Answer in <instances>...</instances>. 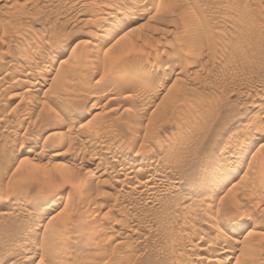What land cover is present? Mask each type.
I'll use <instances>...</instances> for the list:
<instances>
[{"label": "rangeland", "instance_id": "obj_1", "mask_svg": "<svg viewBox=\"0 0 264 264\" xmlns=\"http://www.w3.org/2000/svg\"><path fill=\"white\" fill-rule=\"evenodd\" d=\"M124 2L126 0H0V90L4 91H0V198L5 199L8 194L11 201H8L10 213H0V264H52L45 248V229L67 220L77 210L86 211L80 222L86 226L88 234L93 221L105 225L99 237L104 247L91 251L76 247V256L66 258L67 264H93L88 255L98 252L96 264H180L172 255L180 254L182 248L186 252L184 250L185 254L178 257L181 264H204L194 260L198 250H187L185 240L191 236L195 244L207 231L209 239L214 238L215 230L202 221L200 211L202 215L207 204L216 205L219 196L230 188L240 194L241 211L248 216L244 219V230L234 237L239 243L254 239L250 243L253 248L250 255L256 261L254 264L264 263V189L259 200L254 198L257 203L244 195L247 178L253 175L264 178V147L258 149L264 142V0H151L146 7L149 9L138 22L132 21L135 14L125 10L127 2ZM104 31L109 36L105 42H100V34ZM130 38L138 44L115 53L116 45ZM141 38L147 41L142 42ZM181 47L185 50L180 58L174 56L171 61L166 58L173 52L176 55ZM36 51L45 53V58L41 60ZM82 52L88 61L87 58L82 61L84 54L79 59ZM87 53L95 62L94 66ZM48 55L53 57L52 63L45 61ZM121 55L137 63L136 75L144 71L140 74L142 77L134 75L131 78L145 83L138 85L134 80L130 86L136 84L134 88H141L131 92L121 90L124 94L119 92L116 74L109 77L117 70L115 63L119 69L124 61L127 62L120 58ZM136 55L142 59L148 55L146 60L151 58L150 63L144 66L145 60L137 59ZM196 55L198 58L193 62L191 59ZM25 57L29 62H25L28 60ZM90 63L93 70L88 67ZM43 64L44 82L35 87L36 80L31 76L35 72L38 74ZM156 66L158 68L152 71ZM21 70L31 75L23 78L21 86L11 87ZM86 72H90L88 76ZM86 77L97 85L91 84ZM79 79L85 82L86 88ZM101 80L106 86L98 82ZM75 82L81 84L75 86ZM70 83L72 85L67 86ZM112 83L118 86L113 87L114 90ZM146 84L154 88L155 94L142 102L140 98L144 97ZM100 85L105 88L98 89ZM93 90L97 98L91 93ZM62 91L65 94L60 93ZM134 91L136 93L132 94ZM63 94L65 101L60 100ZM109 97L116 100L110 102ZM96 99L100 104L94 101ZM55 113L59 114L58 118ZM60 119L64 121L61 123ZM86 122L94 126L90 133L82 129L81 125ZM252 130L260 133V139L250 145L248 138L255 134L245 135ZM229 135L234 138L227 141ZM241 140H245L244 148L238 144ZM172 143L175 145L170 149ZM227 143L230 148L223 160L226 175L221 174L226 180L218 179L220 182L216 184L221 185L210 201L207 193L196 192L210 177L200 179L198 174L201 165L209 160L207 153L217 156ZM150 147H160L155 156L149 155L150 165L137 164L141 151ZM176 149L183 153L171 156ZM181 156L185 159L182 164L179 162ZM126 162L130 163L128 168ZM137 169L141 177L153 169L158 188L146 193L143 190L141 195L137 191L142 188L134 189L136 192L129 190L127 185L132 180L129 171ZM112 179L121 180L117 183ZM14 192L22 193L19 198L22 202L12 197ZM102 192H110L112 197L104 198ZM128 203L132 205L133 214L130 206L128 215L122 208ZM253 217L256 226H253ZM121 220L126 224L122 225ZM188 220L198 226L197 235L193 234L195 238L186 228ZM178 228L183 233L178 234ZM171 229L173 234H178L173 235L174 239ZM244 232L247 236L243 238ZM227 236L234 238L231 234ZM228 237L226 239L231 241ZM173 241L176 247L171 246H174ZM63 255L59 252L54 259L58 261Z\"/></svg>", "mask_w": 264, "mask_h": 264}, {"label": "bare ground", "instance_id": "obj_2", "mask_svg": "<svg viewBox=\"0 0 264 264\" xmlns=\"http://www.w3.org/2000/svg\"><path fill=\"white\" fill-rule=\"evenodd\" d=\"M117 1H119V0H116V2ZM149 1H151V0H126V2H127V4H126V6L124 7V8H126L125 10H127L129 13H132V12H134V14L135 15H133V22H138L139 20H141V19H143L142 17H143V15L146 13V11H147V9H149V8H146L147 7V5L149 4ZM164 0H162V2H163ZM122 2V1H121ZM126 2H124V3H126ZM178 2V1H177ZM99 4H100V2H98ZM97 3V4H98ZM105 3H107V2H105ZM104 3V4H105ZM148 3V4H147ZM172 3H173V1H172ZM206 3V2H205ZM102 4V3H101ZM119 4V3H118ZM111 5V4H110ZM122 5V4H121ZM104 6V5H103ZM150 6V5H149ZM108 7V6H107ZM111 8V7H110ZM100 9H102V8H98V10H100ZM114 9V8H113ZM103 10V9H102ZM121 10V9H120ZM101 11V10H100ZM110 11H111V9H110ZM109 11V12H110ZM119 11V10H118ZM104 12V11H103ZM113 12V11H112ZM115 12H116V10H115ZM171 14V13H170ZM111 17H112V15H111ZM223 19H225V18H223ZM225 21V20H224ZM223 21V22H224ZM155 28V27H154ZM105 29V28H104ZM156 29V28H155ZM155 29H151V30H153V31H155ZM103 30V29H102ZM108 30V29H107ZM111 31V30H110ZM153 31H151V32H153ZM157 31V30H156ZM102 33V32H101ZM210 33V32H209ZM226 33V32H225ZM229 33V32H228ZM228 33H226V34H228ZM94 34V33H93ZM92 34V35H93ZM145 35V34H144ZM144 35H143V37H144ZM147 35V34H146ZM145 35V36H146ZM196 35V34H195ZM107 36H109L108 34H107V31H104L102 34H100V42H105L104 41V39L107 37ZM134 36V35H133ZM133 36H130V37H133ZM226 36V35H225ZM99 37V36H98ZM128 37V36H127ZM138 37V36H137ZM137 37H134V40H135V38H137ZM139 37H141V36H139ZM138 37V38H139ZM227 37V36H226ZM225 37V38H226ZM109 38V37H108ZM137 38V40H139ZM146 39H148L149 37L147 36V37H145ZM144 38V39H145ZM143 38H141V41L143 42V40H144ZM145 39V41H147ZM151 39H152V35H151ZM177 39V38H176ZM133 40V38H130V39H128L127 41H125V43H123V44H119L118 46L116 45V48H115V53H121L122 51H124V50H129V49H132L133 47H134V44H135V46H136V43L138 44V42H135ZM108 41V40H107ZM116 41V40H115ZM90 42V41H89ZM5 43H8V42H5ZM100 44V43H99ZM107 44V43H106ZM112 44V43H111ZM111 44H110V46H111ZM109 46V47H110ZM112 46H114V45H112ZM108 47V48H109ZM42 48H44V47H42ZM180 48V47H179ZM183 48H185V47H181V49H179L178 51H177V54L175 55V53L176 52H173V53H171V54H169V55H167V57L166 58H168L170 61H171V58L172 57H174V56H179V58L182 56V55H184V50L185 49H183ZM48 49V48H47ZM38 50V49H37ZM46 50V49H45ZM49 50V49H48ZM109 50V49H108ZM140 50V49H139ZM85 51H88V50H85ZM89 51H91L90 49H89ZM88 51V52H89ZM196 51V50H195ZM37 52V51H36ZM39 52V51H38ZM38 52H37V54H38ZM135 52V51H134ZM47 53L48 52H46V55H47ZM130 53V52H129ZM132 53V52H131ZM45 54V53H44ZM44 54L42 53V52H40L38 55H39V58L41 59H43V57H44ZM81 54V55H80ZM79 54V59H80V56H82L83 54V56H84V58H83V56H82V61L83 62H85V60H83V59H85V58H87V57H85V53L84 52H82V53H80ZM89 54H91V53H89ZM127 54V53H126ZM86 55H88V53L86 54ZM129 55V54H128ZM131 55V54H130ZM199 55V54H198ZM198 55H196L197 57H193V59H191L192 61L193 60H197V58H198ZM28 56V55H27ZM88 56H90L89 58L91 59H89V61H92V58H91V55H88ZM140 56V55H139ZM154 56V57H153ZM152 57L153 58H156V55H153ZM29 57V56H28ZM111 57V56H110ZM141 57V56H140ZM140 57H138V55H136V58L138 59H142V58H140ZM145 57V56H144ZM146 57L148 58V55H146ZM25 58H27V57H25ZM36 58H37V56H36ZM45 58V57H44ZM112 58V57H111ZM120 58H124V57H122V55H121V57ZM120 58H118V59H120ZM133 58V57H132ZM135 58V59H136ZM146 58V59H147ZM152 58V59H153ZM28 60L27 61H25V62H29V58H27ZM32 59V58H31ZM34 59V58H33ZM41 59V60H42ZM125 60L127 59V58H124ZM129 59V60H128ZM128 59H127V62H125L124 61V63L123 64H121V66L119 67V69H118V66L116 65L117 63H115V60H114V63H115V65L114 66H116L117 67V70H116V72H115V70H113L112 72H111V75L109 76V77H111V76H114L115 74H116V76H114V77H116V78H118V79H115V80H118V86L120 87V90L119 89H117V90H119V92H123V91H121V90H124V91H126L125 89H128L130 92L132 91V90H134L135 88H137V87H135L134 88V86H136V84H134V86L132 85V86H130L133 82H134V80H136L135 79V77H134V79H132L133 78V76L134 75H136L135 74V72H136V70H137V68H138V65H137V63L135 62V63H133L134 61L131 59L130 60V57H128ZM134 59V58H133ZM145 58L144 59H142V60H145L144 61V66H146L148 63H150V62H148L151 58H149V60L147 61ZM37 60V59H36ZM36 60H34V62L36 61ZM94 61H95V59H93ZM141 60V61H142ZM195 60V61H196ZM38 61V60H37ZM45 61H50V63H52L54 60H53V57H51V55L49 56H47V58H46V60ZM44 61V62H45ZM86 61H88V58L86 59ZM111 61V60H110ZM113 61V60H112ZM123 60H121V62H122ZM130 61V62H129ZM132 61V62H131ZM137 62H138V60H136ZM195 61H193V62H195ZM33 62V61H32ZM62 62V61H61ZM146 62V63H145ZM42 63V62H41ZM95 63V62H94ZM93 63V61H92V65L94 64ZM139 63H141L142 65H143V63L142 62H139ZM138 63V64H139ZM192 63V62H191ZM31 64V63H30ZM88 64V63H87ZM118 64H119V60H118ZM140 64V65H141ZM32 65V64H31ZM36 65V64H35ZM139 65V66H140ZM9 66V65H8ZM42 66V65H41ZM94 66V65H93ZM144 66H143V68H144ZM88 67L90 68L91 67V63H90V66L88 65ZM103 67V66H102ZM142 67V66H141ZM111 68V67H110ZM158 68V66H156V67H154L153 69H152V71H155L156 69ZM1 69V68H0ZM90 69H92V67L90 68ZM111 69H113V67L111 68ZM141 69V68H140ZM26 70V69H25ZM30 69H28V71H29ZM32 70V69H31ZM87 70V69H86ZM93 70V69H92ZM92 70H91V74H92ZM142 70H144V69H142ZM25 72V71H23V70H21V71H19L18 72V74H17V77H15L14 78V83H12L13 85H11V87H15V86H21L22 85V83L25 81L23 78L25 77V76H29V75H31L29 72ZM33 71V70H32ZM31 71V72H32ZM40 71V70H39ZM34 72V71H33ZM44 72H45V70H44V64H43V68H42V70L40 71V72H38V74H37V72H35L36 74H34L33 76H31V77H33L32 78V80H34V78H35V80H36V82H35V87H37L38 85H40L41 84V82L44 80V78H43V75H44ZM83 72V71H82ZM115 72V73H114ZM1 73V72H0ZM90 73V72H89ZM88 72H86V74H87V76H88V74H89ZM110 73V72H109ZM114 73V74H113ZM139 72H137V74H138ZM141 73H144V71L143 72H141ZM141 73H139V75H136V77L137 76H141L140 74ZM8 74V73H7ZM57 74V73H56ZM55 74V75H56ZM72 74V73H71ZM77 73H75V75H76ZM83 74V73H82ZM94 74V73H93ZM81 75V74H80ZM109 75V74H108ZM107 74H106V76H108ZM143 75V74H142ZM4 76V75H3ZM72 76H74V75H72ZM78 76V75H77ZM83 76H85V75H83ZM92 76V75H91ZM108 77V79H109V83L111 84V78H109ZM114 77H113V79H114ZM132 77V78H131ZM142 77V76H141ZM140 77V78H141ZM148 77V76H147ZM30 78V77H29ZM79 78H82V76H79ZM106 77H104L103 79L104 80H106V81H108L107 79H105ZM2 79V78H1ZM0 79V80H1ZM3 79H5V76H4V78ZM72 79V78H71ZM83 79V78H82ZM86 79H88V77H86ZM137 79H139V78H137ZM80 80V79H79ZM89 80V79H88ZM91 80V79H90ZM89 80V81H90ZM114 80V81H115ZM140 80V79H139ZM4 81V80H3ZM84 81V80H83ZM113 81V80H112ZM137 81L138 80H136V83H137ZM157 81V80H156ZM2 82V81H1ZM29 82H31V81H29ZM33 82V81H32ZM44 82V81H43ZM42 82V83H43ZM80 82H81V80H80ZM88 82V81H87ZM91 82V84H93L94 82H92V81H90ZM99 83L100 82H102V80L101 81H98ZM143 82V81H142ZM7 83V82H6ZM10 83V82H9ZM76 83V82H75ZM78 83V82H77ZM77 83H76V85L75 86H77ZM82 83V82H81ZM81 83H78V84H81ZM97 82H95L94 83V85L96 84ZM99 83H98V85H99ZM103 83V82H102ZM108 83V82H107ZM114 83V82H113ZM112 83V84H113ZM135 83V82H134ZM140 83H141V81H140ZM140 83H139V81H138V85H140ZM152 83V82H151ZM151 83H149V84H151ZM1 84V83H0ZM24 84H26V83H24ZM34 84V83H33ZM33 84H29L30 86H34ZM84 84H85V82H84ZM83 83H82V85H84ZM104 84V83H103ZM102 84V85H103ZM142 84V83H141ZM143 84H145L144 82H143ZM142 84V85H143ZM148 84V83H147ZM146 84V85H147ZM157 84V83H156ZM2 85V84H1ZM28 85V84H27ZM28 85V86H29ZM42 85V84H41ZM65 85V84H64ZM71 86L72 84L70 83V84H68L67 86ZM90 85V84H89ZM97 85V84H96ZM102 85H100L99 86V88L98 87H95V88H98V89H101V87H103V88H105L104 86H102ZM105 85V84H104ZM146 85H144L145 87H146ZM152 85H153V83H152ZM160 85V84H159ZM158 85V86H159ZM163 85V84H162ZM7 86V85H6ZM66 86V85H65ZM67 86H66V88H67ZM86 85H84L83 86V88H86L85 87ZM106 86V85H105ZM110 86V85H109ZM112 86V85H111ZM116 85H114L113 84V86H112V90H114L113 89V87H115ZM118 86H116V87H118ZM144 86H142V87H144ZM149 86V87H148ZM154 86H156L155 84H154ZM4 87V86H3ZM10 87V86H9ZM8 87V88H9ZM22 87H25V86H22ZM130 87H133L132 89L130 88ZM7 88V87H6ZM32 88V87H31ZM63 88H65L64 86H63ZM62 88V89H63ZM78 88H81L79 85H78ZM138 88H141V87H139L138 86ZM137 88V89H138ZM2 89V88H1ZM10 89V88H9ZM29 90H31L30 88H28ZM61 89V90H62ZM111 89V88H110ZM143 89V88H142ZM141 89V90H142ZM145 89V88H144ZM143 89V90H144ZM153 89L154 88H152L150 85H147V87H146V90L144 91V97L143 96H141V97H143L142 99L140 98V100H143L142 102H145V101H148L149 99H151V97L153 96L152 94H155V93H153ZM3 90V89H2ZM2 90H0V91H2ZM32 90H34V88H32ZM66 91H67V89H65ZM72 90V89H71ZM71 90H70V88H69V91L71 92ZM94 90H97V89H94ZM91 91V93H95V91ZM101 90H103V89H101ZM101 90H99V91H101ZM98 91V93H100ZM110 91V90H109ZM109 91H107V92H109ZM2 92H4V91H2ZM9 92V91H8ZM70 92H66V94H70ZM114 92H116V91H114ZM118 92V91H117ZM127 92V91H126ZM139 92H140V89H139ZM60 93H64L63 91L62 92H60ZM59 92H57L56 94H58V95H61ZM136 92L134 91V93H132V94H135ZM138 93V92H137ZM65 94V93H64ZM64 94H63V96L61 97L62 99H60V100H64L65 101V99H63V97H64ZM115 94V93H114ZM123 94H124V92H123ZM131 94V95H132ZM143 94V93H142ZM142 94H140V95H142ZM53 95H55V94H53ZM95 96H96V98H97V95H96V93L94 94ZM98 95H100V94H98ZM111 94H110V92H109V96H110ZM128 95V94H127ZM127 95H125V96H127ZM1 96H2V94H1ZM56 96V95H55ZM54 96V97H55ZM100 96H102V95H100ZM116 96V95H115ZM115 96H113V98L115 97ZM130 96V95H129ZM128 96V97H129ZM134 97L136 96V95H133ZM103 97V96H102ZM101 97V98H102ZM117 97V96H116ZM130 97H132V96H130ZM94 98V97H93ZM100 98V97H99ZM113 98H111V97H109V98H107V99H109V100H111L110 102H112V100H116V98L115 99H113ZM95 99V98H94ZM104 99V98H103ZM102 100V99H101ZM64 101H61L62 102V104H64L65 102ZM94 101H96V102H99L98 101V99H96V100H94ZM93 101V104H95V102ZM107 101V100H106ZM99 104H100V102H99ZM55 114H57V113H55ZM59 114H57V115H55V117L56 118H58L59 116H58ZM26 116H28V115H25V117ZM58 116V117H57ZM29 117V116H28ZM61 117V116H60ZM64 117V116H63ZM71 118V117H70ZM74 118V117H73ZM27 119V118H26ZM63 119V118H62ZM64 120H62V122H63ZM72 121V120H71ZM60 122H61V119H60ZM61 122V123H62ZM88 122H86V123H83V125H81L82 127V129H84V130H86L88 133H90L91 131L90 130H92V128H94V126L92 125V124H90L89 125V123L87 124ZM65 124V123H64ZM85 124V125H84ZM61 126H62V124H61ZM93 126V127H92ZM106 127V126H105ZM96 128V127H95ZM109 130V129H108ZM259 130V129H258ZM83 131V130H82ZM98 131V130H97ZM86 132V133H87ZM93 132V131H92ZM105 132V131H104ZM236 132H239L240 133V131H236ZM251 132H253V130L252 131H250V132H247V134L245 135L246 137H247V135L250 137V133ZM82 133V132H81ZM96 133V132H95ZM255 135H251V137L250 138H248L249 140V142H250V145L252 144H254V142H256V140H259L260 139V133H258V131L257 130H254V132H253ZM233 135H234V133H232ZM237 135H238V133H236ZM262 134V133H261ZM233 135H229L227 138H226V140L228 141L229 139H231V137H233ZM36 136V135H35ZM82 136V135H81ZM73 137V136H72ZM89 137V136H88ZM87 138V137H86ZM178 138V137H177ZM180 139L182 138V137H179ZM234 138V137H233ZM232 138V139H233ZM243 139V138H242ZM101 140V139H100ZM103 140H106V139H103ZM182 140V139H181ZM245 140H241V141H239V146H243V148H244V144H245V142H244ZM87 142H88V140H87ZM102 142V141H101ZM247 142V141H246ZM99 143V142H98ZM89 144V143H88ZM92 144V143H91ZM247 144V143H246ZM101 145V143L99 144V146ZM102 145H103V142H102ZM174 143H172V145H169V147H170V149L172 148V147H174ZM227 146H222V148L220 149V151H219V153H218V155L217 156H214V155H212V154H210V153H207V157H209V160L207 161V160H205L206 162H204L202 165H201V167L202 168H200V172H199V174H198V177H200V179L202 178V179H204L205 177H210V178H208L207 180L208 181H206L205 183H202L201 185H200V188H198V190L196 191V192H199L200 193V191H203V192H205V193H207V195H208V199L211 201V199H213V197L214 196H216L217 195V189L220 187V183H218V184H216V182L218 181V182H220L219 180H221V181H225L226 180V176H224V175H226L225 174V166H224V161L223 160H225V156L227 155V153H228V149L230 148V146H228V143L226 144ZM249 145V146H250ZM106 146V145H105ZM152 146V145H151ZM264 147V142H262L261 143V145L259 146V148L258 149H262ZM160 147H158V149H159ZM241 148V147H240ZM158 149H156V148H152V147H150V149L148 150H144V151H141V155H140V157L137 159V164H139V165H150L149 163L150 162H148L149 160H148V158H149V155H154V154H156V152H158ZM169 149V148H168ZM105 150V149H104ZM108 150V149H107ZM117 150V149H116ZM110 152V151H109ZM113 152H114V150H113ZM181 153H183V151H180L179 149H176L175 151H174V153L173 154H171V156H173V155H177V156H179ZM113 154H116V152H114ZM112 154V155H113ZM260 154V153H259ZM111 155V154H110ZM111 155V156H112ZM152 155V156H153ZM116 156H118V155H116ZM155 156V155H154ZM113 158V157H112ZM131 159V158H130ZM156 159V158H155ZM206 159V158H205ZM125 160V159H124ZM133 160V159H132ZM131 160V161H132ZM183 160H185L182 156L179 158V162L182 164V161ZM227 160V159H226ZM134 161V160H133ZM152 161H154V160H152ZM155 162V161H154ZM156 162H158V161H156ZM126 168H128V166H129V162L127 163L126 162ZM132 164H135V163H132ZM151 164H152V162H151ZM156 164V163H155ZM215 164V165H214ZM152 165H154V164H152ZM118 166V165H117ZM133 166V165H132ZM157 166V165H156ZM260 166V165H259ZM112 167V166H111ZM125 167V166H124ZM123 168V167H122ZM113 169V168H112ZM119 169V168H118ZM150 169H151V167H150ZM155 169V168H154ZM117 170V169H116ZM122 170V169H121ZM153 170V169H152ZM151 170V171H152ZM226 170H228V169H226ZM114 171V170H113ZM139 171H140V169H137V170H135V171H132V170H130L129 172H131L132 173V175H131V182H130V185H127L128 187H129V190H134V189H137V188H142L140 191H137V192H140V194H138V195H141V192L143 191V190H145V193H146V191H151V190H154V189H156V187H157V185H156V182H155V178H153V174H152V172L150 171L149 172V174H147V175H144L145 177H141L139 174ZM149 171V170H148ZM118 172V171H117ZM129 172H127V173H129ZM154 172V171H153ZM158 172V171H157ZM157 172H155V173H157ZM224 172V175L222 176L221 174ZM70 173V172H69ZM109 173H111V171L109 172ZM116 173V172H115ZM121 173V172H120ZM117 174V173H116ZM126 174V173H125ZM158 174V173H157ZM221 175V176H220ZM117 176V175H116ZM166 176H168V174L166 175ZM252 176V175H251ZM250 176V177H251ZM118 177V176H117ZM130 178V177H129ZM168 177H166V179H167ZM109 180H110V178H108ZM164 179V178H163ZM172 179V178H171ZM219 179V180H218ZM247 179H249V181L246 183V186H245V196L247 195L248 196V198L249 199H252L253 201H256L254 198H257L258 197V200H259V195L261 194V192H262V190L264 189V178H259V176H257V175H253L251 178H247ZM113 180V179H112ZM120 180L121 179H119V181H117L116 179L115 180H113L114 182H116L117 181V183L118 182H120ZM160 180V179H159ZM162 180V179H161ZM157 181V180H156ZM164 181V180H163ZM162 181V182H163ZM168 181V180H167ZM177 181V180H176ZM107 182V181H106ZM112 182V181H111ZM159 182V181H158ZM162 182H160V183H162ZM166 182V181H165ZM172 182V181H171ZM159 183V184H160ZM168 183V182H167ZM167 183H165L166 185H167ZM170 183V182H169ZM174 183H176V182H174ZM174 183H172V184H174ZM113 184V183H112ZM158 184V183H157ZM164 184V183H163ZM162 184V186H164ZM197 184H199V183H197ZM175 185V184H174ZM159 186V185H158ZM168 186V185H167ZM178 185H175V187H177ZM161 187V186H160ZM171 187V186H170ZM174 187V188H175ZM158 188V187H157ZM162 188V187H161ZM160 188V189H161ZM168 188V187H167ZM237 189H238V187H237ZM103 189H101V191H102ZM128 190V191H129ZM243 190V189H242ZM106 191V190H105ZM135 191V190H134ZM241 191V190H240ZM87 192V191H86ZM85 192V193H86ZM136 192V191H135ZM149 192H147V193H149ZM153 192H155V191H153ZM152 192V193H153ZM195 192V193H196ZM229 192V193H228ZM244 192V191H243ZM108 193V194H107ZM102 192V197H106V198H111L112 196L110 195V192ZM130 193V192H129ZM202 193V192H201ZM231 193V194H230ZM238 193V192H237ZM237 193H236V189L235 190H233V188L231 189H227L226 190V193H224V194H222L221 196H219V198H218V201H217V203H216V205L214 204V203H209V204H207L206 205V203H205V208H203V216L201 215V211H200V215H199V217L201 216L202 217V221H204V222H206V223H208L210 226H212V229L213 230H215V234L214 235H212V236H214V238L212 239V240H210L209 239V236H210V234H209V232L207 231L206 233L205 232H203L204 233V235H200V237H198L199 239H198V241L194 244V242L193 241H191V239H190V237L191 236H189L188 238L189 239H187L188 240V242H187V240H185L186 241V243L188 244L186 247H187V250H198V253H195L196 255L194 256V260L195 261H197V262H199V261H201V262H204V264H214V262H215V264H239L240 262L241 263H250V264H254V263H256V261L251 257V253L253 254V252H252V249H251V246H250V243L254 240V239H248V240H244V241H240V242H242V243H239L238 242V240L235 238V237H238L239 236V233H240V231L241 230H244L243 228H244V226H245V224H244V219H246L245 217L247 216L243 211H241V204L239 203L240 201L238 200L239 198H238V196L240 195H237ZM20 194H22V193H12V197H15V198H20L21 196H20ZM142 194H144V192H142ZM242 194V193H241ZM81 195V194H80ZM83 195V194H82ZM81 195V196H82ZM243 195V194H242ZM41 196V195H40ZM111 196V197H110ZM116 196H118V195H115L114 196V198L116 197ZM160 196V195H159ZM198 196V195H197ZM196 196V198H198ZM261 196V195H260ZM83 197V196H82ZM89 197H90V195H89ZM157 197V196H156ZM193 197V196H192ZM241 197H243V196H241ZM41 198V197H40ZM43 198H45V197H43ZM162 198V197H161ZM244 198V197H243ZM42 199V198H41ZM115 199H118L117 197L115 198ZM114 199V200H115ZM155 199V198H154ZM160 199V198H159ZM199 199V198H198ZM197 199V200H198ZM241 199V198H240ZM249 199H247L246 201H248ZM261 199V198H260ZM25 200V199H24ZM86 200H88V199H86ZM121 200V199H120ZM192 200H196V199H192ZM201 200V199H200ZM200 200H198V201H200ZM8 201H10V199H9V196H8V194H7V197L5 198V199H3V198H0V213L1 214H9L10 212H9V202ZM16 201V200H15ZM19 201H21V199H19ZM18 201V202H19ZM82 201H85V199L83 198L82 199ZM119 201V200H118ZM147 201V200H146ZM151 201V200H150ZM158 201H161V200H158ZM202 201V200H201ZM207 201V200H206ZM242 201V200H241ZM249 201H251V200H249ZM11 202V201H10ZM22 202V201H21ZM113 202V201H112ZM120 202V201H119ZM118 202V203H119ZM152 202V201H151ZM205 202V201H204ZM216 202V201H215ZM154 203V202H153ZM168 203V202H167ZM198 203H200V202H198ZM249 203H252V202H249ZM255 203H257V201L255 202ZM129 204V203H128ZM130 204H132L131 202H130ZM125 205L124 204V206H122V208L124 209V210H126L127 212H126V214L128 215V211H129V206H130V209L132 208V205ZM160 204V203H159ZM169 204H171L170 202H169ZM173 204V203H172ZM171 204V205H172ZM202 204H204V203H202ZM201 204V205H202ZM243 204V203H242ZM253 204V203H252ZM24 205V204H23ZM46 205V204H45ZM44 205V206H45ZM116 205H118V204H115V206ZM121 205V204H120ZM157 205V204H156ZM166 205V204H165ZM177 205V204H176ZM175 205V206H176ZM190 205V204H189ZM193 206H194V204H192ZM196 205V204H195ZM199 205V204H198ZM197 205V206H198ZM158 206V205H157ZM191 206V205H190ZM256 206H257V204H256ZM166 207H168V205H166ZM196 207V206H195ZM204 207V206H203ZM116 208V207H115ZM122 208L120 209L121 211H124V210H122ZM171 208V207H170ZM173 208H174V206H173ZM177 209L176 210H178V207H176ZM187 208H189V207H186V209ZM190 208H192V206L190 207ZM189 208V209H190ZM194 208V207H193ZM197 208V207H196ZM79 209V208H78ZM175 209V208H174ZM184 209V208H183ZM198 209H199V206H198ZM164 210V209H163ZM165 210H167V209H165ZM169 210V209H168ZM167 210V211H168ZM179 210H181V208H179ZM178 210V211H179ZM195 210V209H194ZM193 210V212H195ZM175 210H173V212H174ZM177 211V212H178ZM192 211V210H191ZM120 212V211H119ZM131 212H132V209H131ZM130 212V213H131ZM166 211H163V213H165ZM169 212V211H168ZM168 212H167V214H168ZM173 212H171V213H173ZM182 212V211H181ZM184 212V211H183ZM183 212H182V215H183ZM189 212V211H188ZM199 212V211H198ZM84 213H86V211L85 210H77L76 212H75V214L74 215H71L67 220H62V221H60V222H55V223H53V225H51L49 228H46L45 229V238H44V241L46 242V245H45V248H46V251H47V253H48V256L50 257V259L52 260V264H67V262H65V260H66V258H69L70 259V256H72V257H75L76 256V253H77V251L79 250V249H83V248H87V249H89V251H91V250H93L94 248H96V249H101V248H103L104 247V244H103V242H102V238H99L101 235H102V233L104 232V230H105V225L102 223V222H100V221H98V220H95V221H93L92 222V224L89 226V228H90V234H88V232H86V230L84 229V228H86V226H83V223H81L80 222V219L83 217V215H84ZM134 212H132V214H133ZM175 213V212H174ZM195 213H197V212H195ZM195 213H193V214H195ZM178 214V217H179V213H177ZM177 214H175V215H177ZM186 214H190L191 215V213H187L186 212ZM199 214V213H198ZM165 215V214H164ZM174 215V216H175ZM254 215V214H253ZM135 216V215H134ZM166 216V215H165ZM173 215L171 214V217H172ZM186 216H188V215H186ZM186 216L184 217V218H186ZM195 216V215H194ZM252 216V215H251ZM170 217V215L168 216V217H166V218H169ZM177 216L175 217V218H178ZM248 217V216H247ZM130 218H131V216H130ZM190 218H191V216H190ZM125 219H127V218H125ZM182 219V218H181ZM187 219V218H186ZM185 219V220H186ZM123 220V219H122ZM121 220V224H122V222H123V224L122 225H124V223L126 224V222H124V221H122ZM128 220V219H127ZM183 220V219H182ZM184 220V221H185ZM192 220V219H191ZM194 220V219H193ZM177 221V220H176ZM175 221V222H176ZM252 221H253V226H256V224H257V222L255 221V217H253V219H252ZM186 223L188 224H190V227H189V224H188V226L186 227L187 229H189V230H191V235L194 237V235L193 234H195V235H197V231H196V228L198 229V226H194V224H191V222L188 220V221H186ZM185 223V224H186ZM176 224V223H175ZM186 224V225H187ZM178 225H180L179 224V222H178ZM183 225H184V223H183ZM182 225V226H183ZM185 226V225H184ZM184 226H183V228H184ZM176 227V226H175ZM246 227H247V225H246ZM182 228V227H181ZM178 232H180V229L178 228ZM203 230H204V228H203ZM203 230H201V231H203ZM207 230H209V229H207ZM176 231V230H175ZM200 231V232H201ZM205 231V230H204ZM210 231H211V229H210ZM249 231H251V230H249ZM173 229H171V236H172V238L173 237H176V236H173L174 234H173ZM213 232V231H212ZM211 232V233H212ZM247 232V231H246ZM246 232H244L243 234H242V236H243V238L244 237H246L247 236V234H245ZM253 232V230L251 231V233ZM181 233H183V230H182V232H180V233H178V234H181ZM187 233H189L188 231L187 232H185L184 234H185V236H186V238H187ZM227 233V234H226ZM250 233V234H251ZM178 234L176 233L175 235H177L178 236ZM202 234V233H201ZM228 234H231V235H233V239H231V238H229L227 235ZM245 234V235H244ZM183 235V234H182ZM189 235V234H188ZM171 236H169V237H171ZM184 236V235H183ZM183 236H181V237H183ZM226 237H228L229 238V240H231V241H228V239H226ZM164 238H166V237H164ZM195 238V237H194ZM197 238V237H196ZM111 239V237L109 238V240ZM174 239V238H173ZM176 239V238H175ZM178 239H180V238H178ZM177 239V241L179 242V240ZM69 240H71V243L73 242L74 244L72 245L70 242H69ZM167 240V239H166ZM168 240H170V239H168ZM181 241L182 240H184V238L183 239H180ZM194 240V239H193ZM176 241V242H177ZM180 241V242H181ZM165 242V241H164ZM170 242V241H169ZM169 242H168V244H169ZM174 242L175 241H173V244H174ZM177 242V243H178ZM184 242V241H183ZM182 242V243H183ZM69 243V244H68ZM181 243V245L180 246H183V244ZM185 243V242H184ZM238 243L240 244V247H238ZM171 244V243H170ZM176 244V243H175ZM175 244H174V246L171 244V246L172 247H176L175 246ZM179 244V243H178ZM69 245V246H68ZM70 245H71V247H70ZM73 246V247H72ZM168 246H170V245H168ZM177 246H179V245H177ZM76 247H80V248H78V250L77 249H75ZM171 247V248H172ZM184 247V246H183ZM71 248H74L73 250L71 249ZM171 248H170V250H171ZM194 248V249H193ZM169 249V248H168ZM183 249V248H182ZM181 249V253L179 254V253H177L176 252V254H173L172 256V258H173V260H176V262L177 263H180L181 264V262H179V258L178 257H182V255L183 254H185V252H186V249H184L185 250V252H183L184 250H182ZM173 251V253H175V249H173L172 250ZM178 251V250H177ZM236 251L238 252L237 254H236ZM64 253V255H63V257H58L59 259H58V261L57 260H55L54 258H55V256L58 254V253ZM99 252L98 253H90L89 255H88V257L90 258V263H93V264H96L97 262H98V256H99ZM28 257V256H27ZM30 257H32V256H30ZM30 257L29 258H27V259H30ZM254 257V256H253ZM254 258H256V257H254ZM32 259V258H31ZM68 260V259H67ZM172 260V261H173ZM25 261H26V257H25ZM264 261V260H263ZM173 263V262H172ZM260 263V262H259ZM263 262H261V264H262ZM10 264V263H9ZM12 264V263H11ZM71 264H75V263H71ZM182 264H184V263H182ZM264 264V263H263Z\"/></svg>", "mask_w": 264, "mask_h": 264}, {"label": "snow or ice", "instance_id": "obj_3", "mask_svg": "<svg viewBox=\"0 0 264 264\" xmlns=\"http://www.w3.org/2000/svg\"><path fill=\"white\" fill-rule=\"evenodd\" d=\"M193 179H196V177H195V176H193Z\"/></svg>", "mask_w": 264, "mask_h": 264}]
</instances>
